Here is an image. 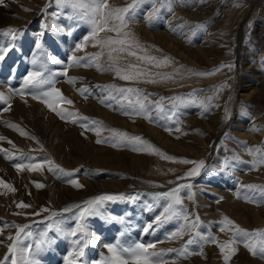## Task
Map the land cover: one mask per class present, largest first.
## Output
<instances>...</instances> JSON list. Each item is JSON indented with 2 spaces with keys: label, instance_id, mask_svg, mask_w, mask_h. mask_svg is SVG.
Returning <instances> with one entry per match:
<instances>
[{
  "label": "rangeland",
  "instance_id": "rangeland-1",
  "mask_svg": "<svg viewBox=\"0 0 264 264\" xmlns=\"http://www.w3.org/2000/svg\"><path fill=\"white\" fill-rule=\"evenodd\" d=\"M132 2L108 0L112 8L126 7ZM134 13L125 31L146 51L133 50L138 56L157 60L168 57L171 63L154 67L136 56L114 53L120 56L117 66L136 65L133 71L146 73L126 81L114 71H97L95 66H68L73 53L85 58L102 53L96 63L106 68L110 63L108 49L102 50L89 42L82 51H76V45L90 36L91 25L70 20V11L59 7L55 0L0 3V51L10 49L0 60V94L8 101L0 100V115L7 116L9 105L16 102L29 108L34 104L44 119L53 116L62 125L63 133L71 129L84 143L126 158L119 164L112 161L107 166L97 165L82 158L70 142H64L60 154L56 150L57 136L47 138L18 117L0 118V138H3L0 139V181L15 189L12 192L0 185V260L8 255L7 246L12 243L8 237L16 239L18 227L27 226L19 235L17 252L6 264H11L13 258L18 264H24L25 260L66 264L65 258L74 248V238L64 233L74 230L77 223L85 225L92 237L78 264H99L108 255L103 245L117 242L123 246L154 244L155 248L150 251L160 254L153 258L159 264H224L218 247L211 243L203 246L204 256H180L178 253L190 236L169 239V235L183 221L173 218L157 223V217L169 203L164 194L186 184L191 188L181 189L183 203L176 207L186 209L193 218L199 216L201 224L197 231L201 234L215 236L221 243L229 240L231 231H219L225 216L242 229L264 232V203L258 206L245 201V197L264 199L258 190L264 188V164L258 163L264 159V0H143ZM61 27L65 29L63 32L59 31ZM9 29L14 34H9ZM159 33L166 35L167 41L159 39ZM115 36L113 32L100 33L103 39ZM195 51L206 54V60H196L191 55ZM50 58L62 61L59 65H45L44 77L52 79L54 84L25 89L28 73L38 70ZM229 64L234 65L231 70L226 67ZM65 72L67 75H62ZM169 76L170 79H165ZM72 78L75 83H68ZM52 87L73 101L68 105L56 97L50 100L58 105V111L72 113L67 120L32 99V95H40ZM127 88L137 90L139 97L136 92L116 91ZM21 89L25 93L23 99ZM125 96L133 101L132 105ZM137 99L145 104L146 113L138 114L134 107ZM157 104L163 111H156ZM96 108L128 125L108 121ZM145 115H150L151 120L145 119ZM147 123L159 130L167 143L150 134L144 126ZM130 124L139 125V130L129 127ZM114 132L140 137L158 152L136 150L145 149L144 144L136 142L111 147L116 142ZM97 139L107 142L97 144ZM159 153L173 159L162 158ZM181 160L203 161L204 167L199 175L187 177L194 164H183ZM49 161L53 162L54 169L62 168L64 172L49 171ZM17 164H40L43 168L17 171ZM73 180L83 187H73L69 182ZM98 182H110L113 188L92 191L91 183ZM37 184L44 187L38 188ZM248 186L255 189L250 190ZM64 189L80 197L68 201ZM100 195L124 199L105 201L102 206H95L99 215L86 214L83 220H78L85 202ZM190 195L193 199H188ZM21 202L30 207H17ZM121 219L123 224L119 222ZM149 224L152 227L145 231ZM41 240L47 242L41 245ZM189 248L197 250L195 245ZM245 256L264 264V260L251 256L242 245L230 264H247L243 261Z\"/></svg>",
  "mask_w": 264,
  "mask_h": 264
},
{
  "label": "snow or ice",
  "instance_id": "snow-or-ice-1",
  "mask_svg": "<svg viewBox=\"0 0 264 264\" xmlns=\"http://www.w3.org/2000/svg\"><path fill=\"white\" fill-rule=\"evenodd\" d=\"M3 0H0V3H2ZM57 5L59 7L68 9L70 11L69 19L76 22H85L91 25V34L90 36L84 37V42L76 45V51H82L85 46L91 42L92 45L99 46L102 50L104 48L108 49V58L110 63L108 66L101 67L99 63H96L100 59V55L97 54V56L92 58H85V57H77L75 53L69 57V65L68 66H76V67H92L95 66L97 71H114L115 74L126 81H130L135 79L138 76L145 75L146 73L143 71H133L136 69V65L129 64L127 68H121L117 66V62L120 59L119 55L114 56V53L117 54H123L126 53L128 56H136V58L140 61H146L148 63H152L154 67H161L166 66L169 63H171L170 58L165 57L163 60H157L155 57L151 56H138L137 52L133 49L139 50V51H146V49L143 48V46L136 41L130 33L125 31L127 29L129 21L134 16V10L138 7L140 3L143 2V0H133V2L126 7H116L112 8L110 7L108 0H55ZM26 11L28 9H25ZM171 6L169 5V11H171ZM154 11H157L154 9ZM151 19V17H149ZM198 27H202L199 26ZM64 28H59V31L63 32ZM9 34H14V30L9 29ZM103 32H113L116 34L115 38H108L103 39L100 38V33ZM36 47L39 48L40 44L37 42ZM10 49H6L3 51H0V60L4 59V55L6 51ZM81 61H85L83 64ZM33 63L35 64L36 61L34 60ZM46 63H52V64H61L62 61L60 59L50 58L45 63H42L40 68L36 71H31L28 73L27 77L24 80V87L25 89H36L40 88L44 84H54V81L50 78L44 77V71H46ZM225 67V66H222ZM230 70L234 67V65H226ZM219 70V69H217ZM197 75H211L215 74L213 73H196ZM62 75H67V73H62ZM171 77H165V79H170ZM147 82L155 83L157 81L155 80H149ZM68 83H75V79H69ZM86 91V90H82ZM116 91L120 93H133L136 92L137 96L139 97V92L132 88L127 89H117ZM15 94V93H13ZM24 89L20 90L21 98H24ZM56 97L60 101H63L64 103L68 105H72L73 101L70 99H66L62 96L60 91L56 89L55 87H52L50 91L41 92L40 95H32V99L38 100L41 103H44L49 109L56 112V115L60 116L61 119L67 120L69 116L72 115V113H67L62 111H58L57 107L58 105H55L50 102V100ZM124 99L128 100V103L130 105L133 104V101L129 99L127 96L124 97ZM175 99V98H174ZM0 100H5V103L8 101L5 99V97L0 94ZM10 107V105H9ZM138 110V114L146 113L148 110L145 106V104L142 102L141 99H137L135 101V106ZM203 107V105H202ZM8 108L5 109L7 111ZM156 111L161 112L163 111V108L157 104ZM227 112V110H226ZM145 119L151 120L150 115H145ZM10 127L16 128L15 125H10ZM252 131H256V129H251ZM176 131H179V128L176 129ZM22 135H26V133H21ZM99 131H97V135L99 136ZM113 136L115 138L114 143L111 144V147H118L125 143H132L136 142L139 144H144L145 149H136V150H150L151 153H157L158 150L154 149L150 144H147L145 141H143L140 137H129L127 133L122 132H114ZM3 139V138H0ZM107 141L97 139V144L106 143ZM255 151L260 152V149H256ZM162 158L172 160V157H167L163 153H159ZM251 154V152H250ZM238 159V158H237ZM175 162V161H174ZM183 164H194V167L186 174L187 177L199 175L200 170L204 167V162H196V161H190V160H181L179 161ZM50 167L49 171L56 170L60 173H63L64 170L62 168H53L51 165L53 162H48ZM260 164H264V159H261L258 161ZM17 171H22L25 168H27L29 171H41L43 168V165L40 164H17L15 165ZM67 175H71V173H67ZM73 187L80 189L83 187L81 184H79L77 181H69ZM0 185L7 188L9 191L14 192L15 189L12 188V186L7 185L3 181H0ZM36 187L42 188L44 185L37 184ZM250 190L255 189V186H248ZM182 188H191L190 184L181 185L172 191L164 194L163 198L168 200L169 203L164 207L163 213L161 216L157 217V223L167 222L173 218L182 220L183 223L180 225V227L171 233L169 235V239L173 238H180L182 239L184 235H189L190 238L185 242L184 247L182 250L179 251L180 256H191V255H201L204 256L203 252V246L205 244H213L216 247H218L220 254L223 257L224 264H230L231 259L238 254V247L242 245L253 257H259L260 259L264 260V232L260 231H247L245 229H242L238 225H236L231 219L228 217H224L221 221V224L223 225L220 227L219 231L225 232V231H231L232 235L230 236L229 240L226 242H219L215 236L210 235H203L200 232L197 231V229L200 227L201 221L199 216H195L194 218L191 217L186 209L184 210H178L176 206L182 205V199L179 195ZM262 197H264V188L258 189ZM239 198V197H238ZM117 199H124L123 196H113V195H100L94 199H90L85 202L86 206L81 208L80 205H76V208H81V211L79 212L78 220H83L85 215H99V209L95 206L103 205V202L105 201H114ZM188 199H193V196H189ZM223 197L220 198L222 200ZM220 200L217 201V203L220 202ZM245 201L249 203H255L259 206L260 203H264V199L262 200H249L247 197H245ZM19 208H28L30 205L19 203L17 205ZM70 209H65V211H69ZM43 211H47V209H44ZM53 216L56 215L55 213L52 214ZM121 224L124 223V221L121 219L119 221ZM24 227H18L17 230V236L16 239H13V237H8L9 240L12 241L11 244H9L8 247V255H6L3 260H0V264H6V262L9 260L10 256H14L17 252V245L19 240L20 233L24 232ZM152 225L149 224L148 227L145 229V231L148 230V228H151ZM59 232L60 230L57 229ZM45 237H47V233L44 234ZM64 235L68 237H72V244L74 245L73 250L69 253V256L65 258L66 264H78L81 257H84L85 255V249H87L91 242L92 237L90 234L86 231L85 225L81 223H77L76 228L72 231L64 233ZM47 241L41 240V245H44ZM195 245L197 250H190L189 246ZM103 247L107 249V256H103L102 260L99 262V264H159L158 261L154 260V257L159 256L160 254L156 251H150L151 249L155 248L154 244H148L145 245L143 243H135L134 245L130 246H123L119 242L115 244H104ZM22 251H28L30 252V249H23ZM11 264H18L16 259H11ZM24 264H39L36 260H25Z\"/></svg>",
  "mask_w": 264,
  "mask_h": 264
},
{
  "label": "bare ground",
  "instance_id": "bare-ground-1",
  "mask_svg": "<svg viewBox=\"0 0 264 264\" xmlns=\"http://www.w3.org/2000/svg\"><path fill=\"white\" fill-rule=\"evenodd\" d=\"M16 9V8H15ZM1 16V14H0ZM0 21H1V18H0ZM3 25V24H2ZM162 32V31H161ZM158 38L161 39V40H165L167 41L168 37L166 35H164L163 33H159L158 34ZM171 44V43H170ZM176 46V45H175ZM185 52V51H184ZM204 52V51H203ZM191 55H194L195 59L197 60H200V61H203V60H206V54H203L202 52L200 51H195V54L194 53H191ZM195 60V61H196ZM247 81V80H246ZM244 81V82H246ZM1 85V84H0ZM250 85V84H248ZM3 88V87H2ZM249 88V86L247 87V89ZM0 89H1V86H0ZM246 89V90H247ZM254 89V88H253ZM6 89H4L5 91ZM252 90V89H251ZM253 92V90H252ZM250 93V92H248ZM259 94H261V91L259 90ZM24 105V104H23ZM21 103H18L16 102L15 104L11 105L9 108H10V111L7 113V116H9L10 118L14 119L16 117L18 118H21L23 119L24 121L26 122H29V124H32L34 127H36V129H38L42 134L46 135L47 138H49L50 136L54 137V136H57L59 140L56 141V145L58 148H56V150H59V153L61 152L63 146L64 145V142H67V143H71V145L74 147V149H76L81 155H82V158H87L89 159L90 161L94 162V164H97V165H106L107 166V163H110L112 161L114 162H117L118 164L119 163H122L126 160V158H124V155H117L116 153H114L113 151H108V150H104V149H98V148H95V147H92L89 145V143H84L83 141H81L75 134L73 131H70L69 132H65L63 133L62 130H61V124L59 122H57L53 116L49 115L47 119H44L43 116L40 114V108H38V106L36 105H32L30 108L29 107H24ZM39 105V104H38ZM28 106V105H27ZM87 106V105H86ZM6 107L8 108V105H6ZM5 108V106H4ZM8 108V109H9ZM93 108V106L91 107ZM98 111H101V115L108 119V121H111V122H114V123H120L122 125H124V121H121L119 119H117L116 117H114V115L112 116L111 114H108L105 110H101L99 108H96ZM40 112V113H39ZM9 114V115H8ZM11 114H16V115H11ZM6 115H0V118H6L7 117ZM1 120V119H0ZM127 124V123H125ZM141 124V123H140ZM128 125V124H127ZM126 126V125H125ZM147 130L150 132V134L152 133L158 140H162L163 137L161 138V134L159 133V130H157L156 128L152 127L151 125H149L147 123V125L145 124L144 125ZM143 126V128H144ZM211 126V125H210ZM127 127V126H126ZM129 127L133 128V129H138L139 130V125H129ZM128 127V128H129ZM142 127V125H141ZM68 129V128H67ZM69 130V129H68ZM146 130V129H145ZM146 130V131H147ZM160 138V139H159ZM54 140V139H53ZM52 141V139H51ZM163 141V144L164 143H167V140H162ZM161 141V142H162ZM55 142V141H53ZM170 142V141H169ZM70 145V146H71ZM72 147V148H73ZM60 148V149H59ZM174 148V147H173ZM55 149V147H54ZM64 150V148H63ZM61 154V153H60ZM123 156V157H122ZM130 157V156H128ZM131 160V159H130ZM72 163V162H71ZM122 166V165H121ZM120 166V167H121ZM118 167V166H117ZM9 168V167H8ZM119 168V167H118ZM110 183V182H109ZM109 183H104V182H98V183H91V190L94 191V190H97V189H106V188H109V187H112L111 184ZM90 185V184H89ZM113 188V187H112ZM64 193H66L69 198H68V201L70 200H75L77 199L78 197H80L79 195L77 194H72L70 193L71 191H69L68 189H64L63 191ZM78 200V199H77ZM258 213V212H257ZM263 214V213H262ZM256 216V215H255ZM257 217V216H256ZM263 220V219H262ZM242 252H240L241 254ZM239 256V255H238ZM217 257V256H216ZM217 260V258H216ZM218 261V260H217ZM243 261H245L247 264H259L258 262L254 261V260H251V259H248L247 256L244 257ZM243 263V262H242ZM220 264V263H219Z\"/></svg>",
  "mask_w": 264,
  "mask_h": 264
}]
</instances>
